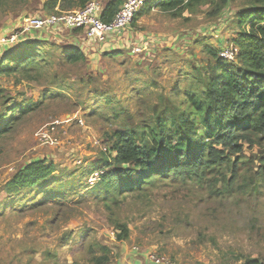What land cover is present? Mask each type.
Here are the masks:
<instances>
[{"label": "rangeland", "instance_id": "obj_1", "mask_svg": "<svg viewBox=\"0 0 264 264\" xmlns=\"http://www.w3.org/2000/svg\"><path fill=\"white\" fill-rule=\"evenodd\" d=\"M250 1L203 0L175 12L154 3L125 33L99 43L61 27L26 31L46 0H0V62L9 49L34 41L48 60L34 76L0 72V115L9 104L37 103L0 137V264H95L98 244L110 249L105 264L153 263L150 255L169 264L264 260V141L245 143L241 177L230 186L217 183L221 192L190 179L153 181L117 201L84 195L100 180L105 165L99 161L115 156L113 131L122 123H150L175 84L185 88L197 69L206 73L215 63L208 49L241 64L230 56ZM73 37L85 62L62 60L66 46L76 45ZM41 160L56 165L46 184L6 193L18 171ZM259 174L263 179L251 183ZM118 223L128 226L127 239L117 238Z\"/></svg>", "mask_w": 264, "mask_h": 264}, {"label": "trees", "instance_id": "obj_2", "mask_svg": "<svg viewBox=\"0 0 264 264\" xmlns=\"http://www.w3.org/2000/svg\"><path fill=\"white\" fill-rule=\"evenodd\" d=\"M89 1L46 0L44 9L47 13L57 8L74 10L85 7ZM123 2L109 0L104 5V21H111ZM202 2L149 0L132 23L136 24L139 16L149 12L154 3L162 11L175 12ZM250 2L252 9L241 13L239 24L244 30L235 41L241 64H234L221 57L219 51L208 49L215 63L206 68V73L197 69L196 80L188 82L185 88L175 84L172 94L162 97L163 106L157 108L150 123H122L119 130L113 131L109 149L115 156L99 161L105 165L100 180L88 187L84 195L91 194L105 202L117 201L124 193L147 189L153 181L187 183L190 179L200 184L209 183L213 191L221 192L217 183L223 181L230 186L240 179L245 143L264 141V0ZM37 45L34 41L7 51L1 59L0 72L34 76L36 69L48 63L44 55L38 54ZM63 54L62 60L68 64H79L87 59L77 43L66 46ZM32 102L13 103L5 108L0 115V137L9 132L15 120L37 105ZM55 171L56 165L52 162H32L6 183L5 191L17 195L25 189L43 186ZM262 179L259 174L251 183ZM253 188L256 190L257 185ZM117 228L121 230L117 238L127 239L128 226L118 223ZM97 246L102 254L94 257V263H107L110 249L106 245ZM245 264H264V260L249 258Z\"/></svg>", "mask_w": 264, "mask_h": 264}, {"label": "built area", "instance_id": "obj_3", "mask_svg": "<svg viewBox=\"0 0 264 264\" xmlns=\"http://www.w3.org/2000/svg\"><path fill=\"white\" fill-rule=\"evenodd\" d=\"M149 0H124L113 19L109 22L104 21V6L98 0H90L85 7L74 10H60L57 8L52 13H44L32 16L28 19L26 29L43 30L61 27L72 31H80L89 41L99 43L109 40L111 37L125 33L127 28L134 21L143 7ZM142 47H134V52H141ZM234 49V50H233ZM232 56L238 55V49L233 48ZM226 57L229 59H234ZM228 60V59H227ZM59 124V123H57ZM59 126V125H58ZM55 127H53L54 129ZM52 133V130H51ZM43 140L50 138L49 132H43ZM150 259L155 264L168 263L163 257L150 255ZM169 264V263H168Z\"/></svg>", "mask_w": 264, "mask_h": 264}, {"label": "crops", "instance_id": "obj_4", "mask_svg": "<svg viewBox=\"0 0 264 264\" xmlns=\"http://www.w3.org/2000/svg\"><path fill=\"white\" fill-rule=\"evenodd\" d=\"M104 6V5H103ZM43 9H44V5H43V7L41 8V13H39V14H44V12H43ZM39 14H36V15H39ZM31 16H35V15H31ZM30 16V17H31ZM33 30V29H32ZM26 31H28V29H26ZM129 31V30H128ZM17 37H18V35H16ZM73 41H74V43L76 42L77 44H78V42H77V39L75 38V37H73ZM75 43V44H76ZM112 43H110V45H109V47H113V45H111ZM7 45H11V44H7ZM7 45H5V48H4V50H8L7 48ZM13 45V44H12ZM10 50V49H9ZM8 50V51H9ZM7 52V51H6ZM148 257V256H147ZM149 260L151 261V262H153L150 258H149ZM147 264H155L154 262L153 263H150V262H148ZM164 264V263H163ZM168 264V263H167Z\"/></svg>", "mask_w": 264, "mask_h": 264}]
</instances>
